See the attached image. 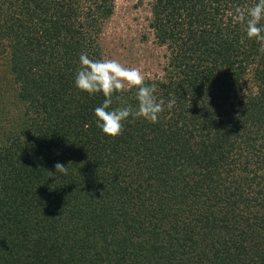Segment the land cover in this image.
I'll use <instances>...</instances> for the list:
<instances>
[{
	"label": "trees",
	"instance_id": "16d2710c",
	"mask_svg": "<svg viewBox=\"0 0 264 264\" xmlns=\"http://www.w3.org/2000/svg\"><path fill=\"white\" fill-rule=\"evenodd\" d=\"M256 2L153 0L173 49L145 83L165 109L112 138L95 122L103 95L74 79L81 53L101 59L113 0H0V91L22 103L0 106V264H97L105 250L115 264H264V53L236 20ZM135 93L111 107L135 108ZM57 162L67 175L50 176ZM90 212L104 230L83 250L60 223Z\"/></svg>",
	"mask_w": 264,
	"mask_h": 264
},
{
	"label": "rangeland",
	"instance_id": "374dc122",
	"mask_svg": "<svg viewBox=\"0 0 264 264\" xmlns=\"http://www.w3.org/2000/svg\"><path fill=\"white\" fill-rule=\"evenodd\" d=\"M152 2L153 0H113V12L109 18L104 20L98 44L101 59H115L126 67H138L146 79L164 77L173 49L172 43L160 42L156 28L152 25ZM6 43L7 41H4L3 44ZM6 49V53L3 55H10L9 48ZM1 70L2 67L0 66ZM13 87L7 84L2 92L0 91V101L7 99L4 106L0 104L2 107H7L6 111L3 110L5 111L3 114L18 112V107L13 108V105L22 107V103L15 97L16 90ZM56 205L57 208H54L55 215L61 213L58 211L60 202H57ZM87 214L89 215L88 219L79 218L77 224L76 222L69 224L67 218L64 219L65 226L60 223L62 228L66 229L70 225V230L78 229L73 230L72 238L79 242L83 250H88L86 237L92 234L98 236L96 230L102 229L96 220H90V216L93 217L92 212ZM62 228L60 227V229ZM93 230L95 231L92 233ZM109 253L108 250H105V257L96 261L97 264H115L116 261L107 256Z\"/></svg>",
	"mask_w": 264,
	"mask_h": 264
},
{
	"label": "clouds",
	"instance_id": "9594fccd",
	"mask_svg": "<svg viewBox=\"0 0 264 264\" xmlns=\"http://www.w3.org/2000/svg\"><path fill=\"white\" fill-rule=\"evenodd\" d=\"M236 20L245 24L246 35L250 40L260 43L259 51L264 53V0L257 2L246 10H238ZM80 67L76 72L74 84L80 91L87 94H102L104 99L100 106L94 109L96 126L106 136L115 138L121 135L125 121L142 118L151 123H157L160 113L165 109L164 101H157L154 93L156 85H147L146 77L138 67H126L118 60L103 58L92 59L87 53L79 57ZM135 89L137 106L121 105L112 108L113 96L119 99V93ZM175 99L167 102V108L172 109ZM55 173L67 175L66 165L57 162L54 165Z\"/></svg>",
	"mask_w": 264,
	"mask_h": 264
}]
</instances>
